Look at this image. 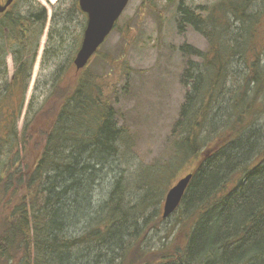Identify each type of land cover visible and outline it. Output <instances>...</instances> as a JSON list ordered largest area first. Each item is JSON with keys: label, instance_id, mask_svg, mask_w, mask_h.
<instances>
[{"label": "trees", "instance_id": "1", "mask_svg": "<svg viewBox=\"0 0 264 264\" xmlns=\"http://www.w3.org/2000/svg\"><path fill=\"white\" fill-rule=\"evenodd\" d=\"M179 12L180 26L208 47L185 70L191 87L171 154L151 166L130 154L106 75L89 64L76 70L73 58L19 131L46 11L16 0L0 14V264H264V0L180 4ZM115 158L135 171L95 203ZM184 169L193 177L177 230L149 246V233L170 217H162V199Z\"/></svg>", "mask_w": 264, "mask_h": 264}, {"label": "rangeland", "instance_id": "2", "mask_svg": "<svg viewBox=\"0 0 264 264\" xmlns=\"http://www.w3.org/2000/svg\"><path fill=\"white\" fill-rule=\"evenodd\" d=\"M153 6L144 5L145 0H130L116 27L88 63L92 71L106 75L112 91V100L119 110V122L129 128L133 146L130 154L136 162L151 166L154 161L166 159L171 154L170 137L179 116L186 93L191 87L184 81L188 62L199 61L195 51H205L206 38L189 24L181 23L179 6L191 9L204 8L219 0H153ZM25 7L46 11V25L40 40L36 62L28 85L25 104L18 129L21 131L29 107L30 112L41 108L49 97L60 67L75 58L87 23V16L78 0H22ZM77 4V7H76ZM105 58L112 65L104 66ZM9 75L13 62L7 59ZM239 65L234 68H238ZM264 113L259 126L263 127ZM137 165L128 167L123 160L115 158L107 168L105 180L94 189V200L104 201L111 193L120 175L134 172ZM181 171L172 182L187 173ZM164 195L160 211L162 214ZM178 211L166 219L158 230L149 233L146 244L158 247L167 234L177 230ZM84 224L70 230L77 235Z\"/></svg>", "mask_w": 264, "mask_h": 264}, {"label": "water", "instance_id": "3", "mask_svg": "<svg viewBox=\"0 0 264 264\" xmlns=\"http://www.w3.org/2000/svg\"><path fill=\"white\" fill-rule=\"evenodd\" d=\"M16 0H0V14L13 6ZM130 0H78L79 7L87 15V23L79 50L74 58L78 71L87 66L90 59L113 31ZM193 177L190 172L177 180L168 190L162 217L171 216L178 208Z\"/></svg>", "mask_w": 264, "mask_h": 264}]
</instances>
